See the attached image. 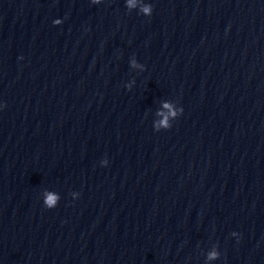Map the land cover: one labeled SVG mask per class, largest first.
<instances>
[{
	"label": "clouds",
	"instance_id": "9594fccd",
	"mask_svg": "<svg viewBox=\"0 0 264 264\" xmlns=\"http://www.w3.org/2000/svg\"><path fill=\"white\" fill-rule=\"evenodd\" d=\"M144 11L145 12H148L149 9L148 8H145ZM53 200H54V197H49L48 198V204L51 205L53 203ZM214 256H215V253L212 254V257H214ZM212 257H210V258H212Z\"/></svg>",
	"mask_w": 264,
	"mask_h": 264
}]
</instances>
